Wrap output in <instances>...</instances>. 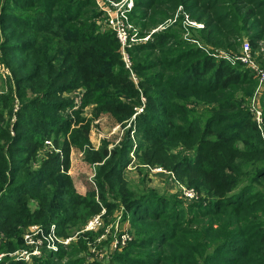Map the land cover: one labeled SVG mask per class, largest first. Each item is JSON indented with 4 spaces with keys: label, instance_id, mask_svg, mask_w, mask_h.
<instances>
[{
    "label": "trees",
    "instance_id": "trees-1",
    "mask_svg": "<svg viewBox=\"0 0 264 264\" xmlns=\"http://www.w3.org/2000/svg\"><path fill=\"white\" fill-rule=\"evenodd\" d=\"M88 1L3 0L0 5V51L14 80L0 100V252L23 247L30 225H55L61 237L79 231V244H70L69 251L0 264H102L88 261L87 254L103 230L81 233L102 210L105 223L121 210L131 236L110 252L108 264H264V142L240 106V95L250 96L255 85L250 70L215 59L172 30L130 51L133 60L142 58L134 69L145 78L140 86L148 103L136 118V169L162 167L198 198L184 204L177 195L133 192L123 175L131 165L128 132L112 150L107 142L98 150L84 149L89 143V124L80 122L85 107L94 106L96 117L123 123L140 104L115 34L96 33L97 15L86 10ZM135 1L138 16L150 15V25L173 17L182 6L204 26L197 38L213 49L237 51L246 38L255 52L264 42V0ZM79 88L85 90L84 101L75 109L74 97L62 95ZM14 97L20 111L12 136L5 118L12 115ZM46 141L59 153L49 151L40 159ZM71 148L82 149L87 164H98L95 190L77 191L69 174Z\"/></svg>",
    "mask_w": 264,
    "mask_h": 264
},
{
    "label": "rangeland",
    "instance_id": "rangeland-1",
    "mask_svg": "<svg viewBox=\"0 0 264 264\" xmlns=\"http://www.w3.org/2000/svg\"><path fill=\"white\" fill-rule=\"evenodd\" d=\"M2 1L3 0H0V5L2 4ZM88 3L89 6L86 7V10L95 11L97 15V17L93 19L94 23L97 26L96 33L115 34L114 31H112L108 27L110 19H112L114 23H116V19H118L119 24H123L129 32L131 38H129L127 42L128 48L125 51V54L127 53L130 59L129 69L126 66V60L124 59V54L121 48L119 49L118 54L120 57V61L123 64V68L127 71L128 81L139 93L140 104L134 108V114L132 115V117L128 121H124L123 123L115 121L109 115L101 114L100 116L96 117L97 115L95 113L94 106L85 107L83 109L82 115H80L82 119V121L80 122L82 124V127H84L86 124H89V143L84 146V149H87L89 151L98 150L104 144V142H107L108 149L112 150L121 145V142L125 139L126 133L128 132L129 139L132 143V148L129 152L131 165L129 163L126 170L123 171V175L126 177V180L129 183L128 187L131 189V191L134 192L139 190H154L160 195L166 197L177 195L184 204L190 203L191 199L186 198L183 194L184 191L180 188V185L182 187L185 186V188L186 185L180 182L177 177L176 178L179 182L170 180L168 175V173L170 172H168L167 170L163 169L162 167L152 166H141V168L136 169V162L138 163V161H136L135 155L136 149L138 147L136 134V118L144 112L145 106L148 103L143 88L142 86H140L142 79L145 80V78L144 76L143 78L142 76L140 77V75L134 69V61L137 62V60L139 61L142 58L139 56L138 59L135 58V60H133L130 51L140 45L149 43L152 40L153 35H155L156 33L172 30L178 33V38L190 42L191 44L198 46V48L206 52H210L212 57L217 60H226L232 65H235V63L238 62L241 63L245 68L250 70L255 85L252 86L253 90L250 96L244 97L240 95L241 98L244 99L242 105L240 106L250 113L252 121L256 124L261 139L264 142V79H262V75L259 76V73L264 72V42H259V48L255 52L252 51V47L250 46V43L246 38L242 41L239 40L241 41V44L238 46L237 51L232 50L231 52H227V50H224L222 48L213 49L209 46H206L197 38L196 31L199 32L203 29L204 26L203 24H200L191 19L190 15L184 11L182 6L181 10H179V8L177 9L173 17L162 22L157 20V23H155L154 25H150V15L145 19L141 18L142 16H138L140 15V11L137 10L135 0H89ZM123 11L126 12V22H124V19L121 16V13H123ZM133 13H135L136 15L133 16L134 18L132 17ZM0 34H2L1 30ZM2 41L3 38L0 37V43ZM245 43L249 45L248 48L250 58H246L247 61L242 62L241 60H239V57H241L245 53ZM144 54L147 53H141L140 55ZM147 74L151 73H143V75ZM10 86L14 87L13 75L11 73V69L3 61V56L0 51V100L3 95L7 94L10 91ZM84 94L85 90L83 88H79L74 90L73 93H64L62 96L69 99H72V97H74L75 101L80 95L83 102ZM14 98L15 100L12 107V115L5 118L6 123L10 125V132L12 136H14L15 134L13 126L17 121V114L20 111V103L16 97ZM82 102L80 101V105H82ZM80 105L75 109H78ZM188 108H196L197 112H201L203 107L201 105L189 104ZM71 149L70 173L77 191L80 194H85L87 191L95 190L96 188L92 185V182L96 181V171L94 172V170L96 169L98 164H94L95 166L87 164L84 159L85 152H82V149ZM182 150L183 149L181 148L178 149V151L180 152ZM49 151H55L59 153V150L55 149L51 143V146L45 145L44 150L40 152V159L46 158V154ZM157 169H161L162 172L157 171ZM92 175L93 178L91 179ZM195 193L196 197L194 199H197L198 194L196 191ZM102 218L103 226L97 232L103 230V233H101V235H104V237L102 238V241L96 242V244L93 245H88L89 253L87 254V259L90 262L97 260L102 262V264H108L112 258V253L110 252L114 250L113 246L115 238H117L120 233L128 231L129 224L122 221L121 210L113 214V216H111V218L106 223L104 221V217ZM78 234L79 231H76L68 235L67 237L63 236V238H73L70 242L71 246H78L79 242L76 239V236ZM70 244L68 246H70ZM67 247H65L66 251H69V248ZM93 250L95 251L94 253L92 252ZM2 253L9 254L12 252L2 251Z\"/></svg>",
    "mask_w": 264,
    "mask_h": 264
},
{
    "label": "built area",
    "instance_id": "built-area-1",
    "mask_svg": "<svg viewBox=\"0 0 264 264\" xmlns=\"http://www.w3.org/2000/svg\"><path fill=\"white\" fill-rule=\"evenodd\" d=\"M179 10H181V7H179ZM122 18L124 19V22L127 21L126 12L123 11L121 13ZM121 24V23H120ZM118 19H116V23L112 19H110L108 23V27L114 31L115 36L120 44V48L123 51L124 59L126 60V66L129 69L130 67V59L127 53L125 54L126 49L128 48L127 42L129 40L130 34L127 31V29L124 27L123 24L120 25ZM248 44L245 43V53L239 57V60L242 62H246V58L249 57V48ZM262 75V79H264V72L259 73V76ZM81 96L75 100V105H80ZM45 145L51 146L50 141H46ZM157 171L162 172L161 169H157ZM95 172V170H94ZM70 173V170H69ZM171 175V173H168V175ZM94 175V174H93ZM93 175L91 179L93 178ZM172 178L174 179L173 175ZM172 179V180H173ZM92 185L95 186V182H92ZM180 188L184 191V196L188 199H194L196 197V193L193 189H187L185 187H182L180 185ZM181 190V191H182ZM105 213V210H102V212L96 216H93L87 224L84 226L82 233L85 232H97L102 226H103V215ZM104 235H101L100 238L97 240V242L102 241V238ZM73 238H63L60 235L57 234L55 225H51L49 228H44L41 225H30L27 227L22 235V241H23V247L20 249L15 250L12 253L4 254L0 252V263L6 258H11L16 261H24L27 263H31L35 259H40L44 257L45 253H58L61 248L67 247ZM4 241V235L2 234L0 230V246L2 242ZM129 241H131V236L127 231L120 233L117 238H115L114 242V250L117 249V247H124ZM95 252L94 250L92 251Z\"/></svg>",
    "mask_w": 264,
    "mask_h": 264
},
{
    "label": "crops",
    "instance_id": "crops-1",
    "mask_svg": "<svg viewBox=\"0 0 264 264\" xmlns=\"http://www.w3.org/2000/svg\"><path fill=\"white\" fill-rule=\"evenodd\" d=\"M71 175V173H69ZM72 177V176H71ZM128 228H129V225H128Z\"/></svg>",
    "mask_w": 264,
    "mask_h": 264
}]
</instances>
